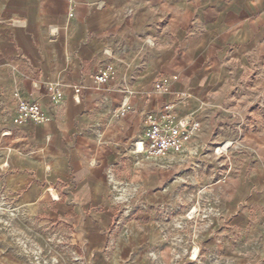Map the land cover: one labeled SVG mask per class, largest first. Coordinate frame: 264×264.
<instances>
[{"label": "crops", "instance_id": "0c3cea01", "mask_svg": "<svg viewBox=\"0 0 264 264\" xmlns=\"http://www.w3.org/2000/svg\"><path fill=\"white\" fill-rule=\"evenodd\" d=\"M108 63L113 79L96 86ZM160 80L170 96L154 92ZM178 92L179 116L201 123L189 143L198 171L218 185L203 262L264 264V0H0V200L71 232L87 264H158L169 251L158 211L199 187L148 167L135 142L145 115ZM15 93L50 121L14 123ZM127 97L133 111L116 117ZM232 109L243 151L228 163L215 146ZM120 186L136 187L131 204Z\"/></svg>", "mask_w": 264, "mask_h": 264}, {"label": "rangeland", "instance_id": "374dc122", "mask_svg": "<svg viewBox=\"0 0 264 264\" xmlns=\"http://www.w3.org/2000/svg\"><path fill=\"white\" fill-rule=\"evenodd\" d=\"M236 111L232 109L228 112V116L232 120L229 124L227 123V130H225L223 138L220 139L221 141L219 140L222 143L215 146L223 150V153L225 152L228 163L232 161L231 157L234 154L243 151L241 141L233 138V125L234 123L236 126L238 124V118H236L238 112ZM227 142H232V144ZM197 147H191L188 144L182 152H174L164 158L147 159L145 157L144 162L147 166L155 163L156 167L161 168L166 173H169L170 168H177L179 183L182 186L195 181L199 187L198 191L194 193L182 192L184 200H180L177 206L161 208L158 211L159 220L163 221V226L166 227V250L169 247L164 260L161 258L163 254L153 256L158 264H205L202 259L201 237L203 230L208 228L211 215L216 209L215 205L217 204L212 197V188H216L218 185L206 188L209 184L207 177L198 171L202 166L201 159L198 155H193L196 154ZM189 150L190 154L186 157ZM210 160L206 161L209 162ZM217 179L211 180V182H217ZM200 188L206 189L202 191ZM136 191V187L130 190L120 186L117 190L118 199L131 204ZM194 208L196 212L192 214L191 218L188 217ZM166 217L167 220H165ZM194 249L198 250L196 259L191 258ZM195 251L194 256H196ZM0 264L87 263L80 254L77 244L73 243L71 232H66L58 224L30 221L10 206L9 202L5 203L0 200Z\"/></svg>", "mask_w": 264, "mask_h": 264}, {"label": "built area", "instance_id": "2783aa9c", "mask_svg": "<svg viewBox=\"0 0 264 264\" xmlns=\"http://www.w3.org/2000/svg\"><path fill=\"white\" fill-rule=\"evenodd\" d=\"M70 16L73 17L74 14L71 13ZM114 73L113 64L108 63L96 71L93 81L96 86H105L113 79ZM75 90L79 94L82 87H77ZM154 92L159 96H170L173 93L171 82L168 80L156 82ZM129 93L132 92L129 91ZM174 96V101L165 102L159 109L145 115L143 139L135 142V151L144 154L147 159H159L174 152H182L201 131V123L194 118L193 113L184 116L178 114L179 107L188 97L187 93L178 92ZM14 97L17 100L16 115L13 118L14 123L32 124L50 121L39 102L22 98L18 93H15ZM61 97V93L56 90L54 99L60 100ZM132 111L133 106L130 98L127 97L123 100L115 116L124 117ZM216 154L222 156L225 152L223 153V150L217 148ZM225 180L226 176H222L219 181L224 182ZM195 212L194 208L188 217L191 218ZM167 219L166 217L165 220ZM194 250L191 256L192 259L198 257V252L196 256L193 255Z\"/></svg>", "mask_w": 264, "mask_h": 264}, {"label": "bare ground", "instance_id": "6f19581e", "mask_svg": "<svg viewBox=\"0 0 264 264\" xmlns=\"http://www.w3.org/2000/svg\"><path fill=\"white\" fill-rule=\"evenodd\" d=\"M229 144H232V143H229ZM197 251H198V250L196 249L195 253H197Z\"/></svg>", "mask_w": 264, "mask_h": 264}]
</instances>
